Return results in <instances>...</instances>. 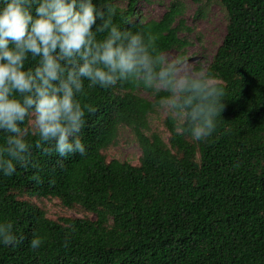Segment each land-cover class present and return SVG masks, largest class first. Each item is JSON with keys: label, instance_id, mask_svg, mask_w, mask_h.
Masks as SVG:
<instances>
[{"label": "trees", "instance_id": "1", "mask_svg": "<svg viewBox=\"0 0 264 264\" xmlns=\"http://www.w3.org/2000/svg\"><path fill=\"white\" fill-rule=\"evenodd\" d=\"M141 1L92 3L105 18L112 5L122 30L155 35L158 53L183 51L184 4L173 0L160 20L147 21ZM219 2L227 31L209 65L197 68L224 92L213 134L194 141L168 116L164 131L152 130L165 92L132 83L89 88L85 80L78 98L94 109H85L80 133L86 154L61 157L54 145L47 153L29 136L31 163L0 172V221H11L22 240L0 243V264H264V0ZM102 22L97 16L92 30ZM37 64L30 59L26 68ZM126 127L141 150L136 164L105 152ZM6 135L0 131V145ZM45 199L80 215L51 217L39 204ZM34 236L44 238L36 250Z\"/></svg>", "mask_w": 264, "mask_h": 264}, {"label": "clouds", "instance_id": "2", "mask_svg": "<svg viewBox=\"0 0 264 264\" xmlns=\"http://www.w3.org/2000/svg\"><path fill=\"white\" fill-rule=\"evenodd\" d=\"M115 15L110 5L105 18L92 0H2L0 131L7 135L0 145V172L4 175L31 163L29 136L36 137L35 148L47 153L54 145L61 157L86 154L80 133L85 109L89 113L94 109L78 98L84 94L85 80L89 88L132 83L153 95L165 92L156 107L175 118L178 134H189L194 141L213 134L225 108L221 86L204 72L191 70L186 57L158 53L152 33L116 26ZM97 16L103 22L93 31ZM30 59L38 64L26 68ZM21 242L13 223L0 221V243ZM43 242V237L34 236L30 248L39 249Z\"/></svg>", "mask_w": 264, "mask_h": 264}, {"label": "rangeland", "instance_id": "3", "mask_svg": "<svg viewBox=\"0 0 264 264\" xmlns=\"http://www.w3.org/2000/svg\"><path fill=\"white\" fill-rule=\"evenodd\" d=\"M173 0H142L138 9L147 20H160ZM184 4V14L186 25L190 30L180 32V36L186 39L189 44L183 51L171 49L164 54L175 57L184 56L189 60L191 70L197 71L198 67L206 68L216 54L218 47L222 44L227 31V12L219 0H179ZM125 6L124 2H119ZM142 96L151 98L150 94L144 90L140 91ZM166 115L157 111L151 122V129L164 131ZM168 137V133H164ZM109 159L116 158L127 160L136 164L141 155L139 143L133 131L128 127L120 131L116 144L105 150ZM39 204L44 207L51 217L59 218L64 214L72 216L80 215L74 209L63 207L56 199H45Z\"/></svg>", "mask_w": 264, "mask_h": 264}]
</instances>
